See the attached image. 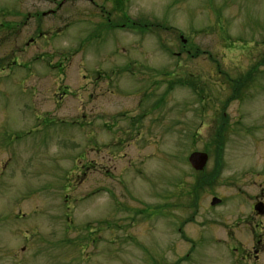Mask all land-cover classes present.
<instances>
[{
  "label": "rangeland",
  "instance_id": "rangeland-1",
  "mask_svg": "<svg viewBox=\"0 0 264 264\" xmlns=\"http://www.w3.org/2000/svg\"><path fill=\"white\" fill-rule=\"evenodd\" d=\"M263 60L264 0H0V264H233L221 222L264 174Z\"/></svg>",
  "mask_w": 264,
  "mask_h": 264
},
{
  "label": "flooded vegetation",
  "instance_id": "flooded-vegetation-1",
  "mask_svg": "<svg viewBox=\"0 0 264 264\" xmlns=\"http://www.w3.org/2000/svg\"><path fill=\"white\" fill-rule=\"evenodd\" d=\"M43 35H46V34L40 33V36H43ZM262 63H264V60L262 61ZM253 71H256V68ZM248 75H251V74H248ZM245 79L246 78L243 79V77H240V79L237 80V82H236L237 87H234V89L232 90V91H236V92H234V96H235L233 98L234 100H237L236 98L238 96L243 97L244 93L242 91L246 90L250 87L251 84H249L243 88V84H244ZM241 89H243V90L241 91ZM238 93H242V94L239 95ZM222 116L224 118H226L227 113L224 111ZM226 121L228 122V120H226ZM226 121L223 122V124L225 125L223 127H226V131H229L231 128V125L229 123H227ZM134 129L138 130L136 127H134ZM218 133L219 132H217V130H215V134L218 135ZM218 137H216L215 140H218ZM211 141H213V140H211ZM210 142H208V143H210ZM226 142H227V136L225 135V142L224 143H226ZM195 151H197V150H195ZM205 152H207V154H208V161H209L210 156H209L208 150ZM223 152H224V150L221 153L217 154L218 155L217 156L218 161L215 164V171L212 174H215L218 177L212 181V182H216L212 186L217 184V181L219 180L220 176L223 174V170H224L223 169V163L224 162L222 160L223 159V157H222ZM208 161H207L206 165L208 164ZM191 168H192V171H194V173H198V172L201 173L205 169V167H204V169H202V170H196L192 166H191ZM220 168H221V171L218 173V170ZM255 177H257V179L254 177L252 178L253 179L252 187H254L251 191L252 197L246 201V202H249L248 213L243 217L239 216L238 220H236L234 222V224L226 225V223H224L223 221L221 222L222 226H224V229L226 231L225 235L229 238V240L230 239L234 240L236 242V244H238V246L242 248V251L239 254L238 253L239 247H236L234 245L229 247V245H228V252H230V254L233 258V260H232L233 264H264V174L257 171L255 174ZM211 184L212 183H208V184L202 183V184L197 185L196 183H194L191 186L193 187V192H194L195 196H197V197L199 196V198H200L201 195L203 194L201 192H204L205 190L206 191L212 190V187L210 186ZM205 186H208V188H205ZM209 187H211V189H209ZM176 188L182 189L181 186L180 187L176 186ZM196 192H197V194H196ZM191 196H192V193H191ZM174 197H178V195H175ZM215 197L219 198L220 201L218 203L213 204V198H215ZM225 203H227V200L225 198L222 199L218 196H213L211 199V202H210V206L207 208L210 209L209 210V212H210V211L214 210L217 207V205L219 206V205L225 204ZM190 204L194 207V210L193 209L190 210V212H189L190 216L186 220H183L182 223L181 222L178 223L176 229L173 231V232H177L176 234H183L186 226L194 223L196 215L200 212L201 199L195 198V200H192L190 202ZM169 206H171V210H173L175 214H178V216L181 215V211H180L181 205H179V200L175 199L172 201V204L170 202H167L165 205L163 204L160 207L166 208ZM189 207H190V205H189ZM241 214H242V212H241ZM162 217L168 218L165 220L169 222V219H170L169 215L163 214ZM163 222H165V221H163ZM209 223L210 222H206V224H209ZM227 227L228 228L230 227L231 230H227ZM240 230H242V231L248 230L249 231V233H250L249 237L250 238L247 241L243 240L242 237H240V236L238 238V234H240L239 233ZM179 236H181V235H179ZM186 237H187V239H186ZM186 237H185V239L184 238L183 239H184V241L187 242L188 237H190V235H188ZM193 248H194V246H193ZM191 255H192V251L189 249L185 253L184 258L179 259V260L181 262H183V261L186 262V261L191 259ZM181 262H179L178 264H180Z\"/></svg>",
  "mask_w": 264,
  "mask_h": 264
},
{
  "label": "trees",
  "instance_id": "trees-1",
  "mask_svg": "<svg viewBox=\"0 0 264 264\" xmlns=\"http://www.w3.org/2000/svg\"><path fill=\"white\" fill-rule=\"evenodd\" d=\"M141 28H144L146 29L149 25L148 24H140L139 25ZM197 51V50H196ZM175 83H178V84H186L187 86L191 87V88H194L196 89V84L192 83V82H188V81H184V80H176L173 84ZM235 96H233L232 98H234ZM242 96H238L237 98H241ZM225 126L223 123L218 126V130L217 132H219L218 134V145H219V149H218V152L221 153L223 150H224V146H225V131H226V127H223ZM209 150V149H207ZM221 171V168L218 170V173ZM210 176V175H209ZM209 176H206V175H202L198 178L197 180V185L199 184H202V183H211L213 180H215L218 176L215 175V174H212L210 177Z\"/></svg>",
  "mask_w": 264,
  "mask_h": 264
},
{
  "label": "water",
  "instance_id": "water-1",
  "mask_svg": "<svg viewBox=\"0 0 264 264\" xmlns=\"http://www.w3.org/2000/svg\"><path fill=\"white\" fill-rule=\"evenodd\" d=\"M208 161V154L205 151H194L189 156V162L192 167L196 170H202L206 166ZM220 201L219 198H213V204L218 203Z\"/></svg>",
  "mask_w": 264,
  "mask_h": 264
}]
</instances>
